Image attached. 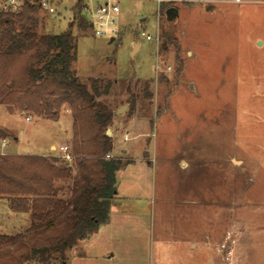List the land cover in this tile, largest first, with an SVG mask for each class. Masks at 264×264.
<instances>
[{
  "label": "rangeland",
  "instance_id": "rangeland-1",
  "mask_svg": "<svg viewBox=\"0 0 264 264\" xmlns=\"http://www.w3.org/2000/svg\"><path fill=\"white\" fill-rule=\"evenodd\" d=\"M229 1L117 0L114 32L97 37L91 13L103 0H87L91 29L73 30V70L113 83L103 99L115 111L112 157L132 162L117 173L101 242L51 264H264V0ZM75 2L53 0L58 17L47 12L39 32H67ZM72 122L65 109L52 122L0 105V125L17 139L8 151L20 154L60 153ZM31 224L0 200V234Z\"/></svg>",
  "mask_w": 264,
  "mask_h": 264
},
{
  "label": "trees",
  "instance_id": "trees-1",
  "mask_svg": "<svg viewBox=\"0 0 264 264\" xmlns=\"http://www.w3.org/2000/svg\"><path fill=\"white\" fill-rule=\"evenodd\" d=\"M87 7V0H76L73 21L61 34L39 32L47 14L42 0H23L18 11L0 9V105L52 122L68 109L73 119L72 162L0 152V199L13 213L32 220L21 233L0 234V264L65 260L69 250L109 224L117 173L132 162L112 157L114 139L107 131L115 111L103 99L113 83L100 78L84 82L73 70V30L91 29ZM166 37L179 51L177 41ZM150 84L145 85L148 99L153 97ZM135 105L133 101L131 112ZM8 139L17 140L0 126V142Z\"/></svg>",
  "mask_w": 264,
  "mask_h": 264
},
{
  "label": "built area",
  "instance_id": "built-area-1",
  "mask_svg": "<svg viewBox=\"0 0 264 264\" xmlns=\"http://www.w3.org/2000/svg\"><path fill=\"white\" fill-rule=\"evenodd\" d=\"M117 0H103V4H100L98 8L95 10L94 13H91V26L92 29L95 31L97 37H105L107 33H112L115 30V20H113V16L119 13V7L117 5ZM158 4H162L167 0H154ZM234 3H242V0H231ZM88 5V4H87ZM42 7L46 10L50 15L56 14L57 12L48 3V0H42ZM86 12L88 14L89 8L87 7ZM143 37H146L147 40H152V36L146 34L145 32L142 33ZM170 70V68H169ZM31 120V118H27V121ZM125 139L128 140V134L125 136ZM5 146V142H3ZM60 157L68 162L73 161V156L71 155L70 148L68 146L60 147ZM108 159L110 156L107 157Z\"/></svg>",
  "mask_w": 264,
  "mask_h": 264
},
{
  "label": "crops",
  "instance_id": "crops-1",
  "mask_svg": "<svg viewBox=\"0 0 264 264\" xmlns=\"http://www.w3.org/2000/svg\"><path fill=\"white\" fill-rule=\"evenodd\" d=\"M229 3H231V4H233V5H238V4H240V3H234V2H232L231 0L229 1ZM52 16V18H55V17H57V15L56 14H53V15H51ZM65 112H66V114L67 115H71L70 114V111L68 110V109H65ZM38 120H43L44 121V119H38ZM72 125H73V122H72ZM1 127H4V128H6V129H8L12 134H13V130H11L10 128H8L7 126H4V125H0ZM117 128H120V127H117ZM112 133V132H111ZM111 136H112V134H111ZM72 140V139H71ZM71 140H69L67 143H65V144H62L61 145V147L62 146H70V144H71ZM3 142H5V146L3 145ZM2 143H1V145H0V152L2 153V154H17V155H31V156H41V157H47V158H50V157H60V153H58V154H55V155H52V154H49V153H37V155L36 154H20V153H18V152H14V150H12V151H8V144H7V142L6 141H3ZM49 150L50 151H56L57 150V146L53 143V142H51L50 144H49ZM4 151H6V152H4ZM58 185H59V183H58ZM0 200H4V199H0ZM111 223H112V218H111V213H110V222H109V224H107V225H104V226H102L101 227V229L99 230V232L97 233V234H95V235H93V236H91V237H89V238H87V239H85V240H83V241H81L79 244H81V245H86V244H91L92 242L93 243H95V245L97 246V244H99V243H97V242H101V240H102V233H103V230H104V228L106 227V226H109V225H111ZM193 245L191 244V247H192ZM112 256V255H111ZM110 256V257H111Z\"/></svg>",
  "mask_w": 264,
  "mask_h": 264
},
{
  "label": "water",
  "instance_id": "water-1",
  "mask_svg": "<svg viewBox=\"0 0 264 264\" xmlns=\"http://www.w3.org/2000/svg\"><path fill=\"white\" fill-rule=\"evenodd\" d=\"M179 16L178 10L175 8H171L166 12V17L168 21H174L177 17ZM260 45L262 44L261 42L259 43ZM125 110V107H122L118 110L117 114L123 112ZM111 130L107 131V135L111 136Z\"/></svg>",
  "mask_w": 264,
  "mask_h": 264
}]
</instances>
